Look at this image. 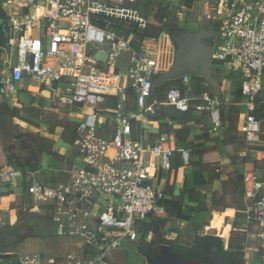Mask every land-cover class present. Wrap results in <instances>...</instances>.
<instances>
[{
	"label": "built area",
	"instance_id": "1",
	"mask_svg": "<svg viewBox=\"0 0 264 264\" xmlns=\"http://www.w3.org/2000/svg\"><path fill=\"white\" fill-rule=\"evenodd\" d=\"M134 1L10 0L7 6L0 4L12 48V57L5 62L11 74L2 77L1 94L14 95L18 82L29 76L49 85L58 104L71 102L92 109L79 123L73 144L80 164L63 182L47 186L36 172L14 164L0 167L3 185L12 187L20 180L26 184L28 200L22 211L44 212L57 238L70 241L62 254H17L8 264H114L111 255L125 243L139 242L144 236L142 223L162 210L167 194L160 179L173 169L177 149L171 133L152 141L147 123L159 107L190 113L192 100L184 88L192 80L185 75L182 88L155 95L157 42L137 39L134 33L127 35L113 27V21L135 24L142 30L148 27L137 9L127 7L126 3ZM31 6H43L44 14L29 19ZM222 8L227 14L219 21L220 48L215 57L238 72L239 104L247 112L243 135L248 145L257 146L262 121L254 111L264 89V0H226ZM43 21V34L34 38L26 33L40 30ZM104 69L120 79L116 73L125 72L121 85L107 82ZM112 99L115 116L108 117L112 132L106 136L100 133L98 110ZM209 104L195 106L193 113L209 110L214 128H221L220 108L216 102ZM180 151L188 164L190 153ZM243 184L246 221L264 248V170L247 172ZM8 225L5 214L0 226Z\"/></svg>",
	"mask_w": 264,
	"mask_h": 264
},
{
	"label": "rangeland",
	"instance_id": "2",
	"mask_svg": "<svg viewBox=\"0 0 264 264\" xmlns=\"http://www.w3.org/2000/svg\"><path fill=\"white\" fill-rule=\"evenodd\" d=\"M0 2L3 7L9 5L10 0H0ZM224 3L226 0H197L194 2L135 0L132 3H126L127 7L137 9L145 17L148 22L146 29L149 36L147 38L155 40L159 47V72L155 95H162L169 88H182L181 78L190 75L191 84L188 88H184V91L188 93L192 105L207 107L210 105L209 103L216 102L220 108L222 127L218 129L211 124L209 110L206 109L201 113L187 115L178 114L163 107H159L157 111L161 133L170 129L168 118H171L178 122L179 127L191 137L189 146L192 145L195 150H198V144H196L200 141L196 139L198 134H201L199 139L209 144L207 145L208 152L200 157L197 155L195 159H192V153L195 150L189 149L191 151L189 165L183 166L180 162L179 168H174L172 171L170 179L172 178L175 183L168 184L166 194L177 199L176 201L182 200L186 194L193 192V198L200 199L202 200L201 204H205L210 189L220 192L227 186L229 178L238 182L239 179L233 177L234 169L229 164L233 156L246 157V164L254 165L256 168H259V164H261L257 161L258 154L255 151L264 150V89L255 108L256 116L262 121V135L259 144L251 146L246 143L242 131L245 118L239 104L240 96L232 89L231 83H228L235 68L215 57L220 48L217 34L219 21L225 16V8H222ZM44 11L43 6H31L28 9V18L35 20L42 16ZM42 26L44 31V21ZM26 33L36 38L38 31L34 29L30 33L28 30ZM11 54H9L10 57H12ZM13 56L15 59V52ZM4 67L5 62L0 61V68L5 69ZM108 71V69H104L103 78L111 84L120 86L121 80L110 76ZM116 75H121V73H116ZM224 89H228L229 94L223 93ZM108 110L112 115L115 114L114 107H108ZM207 131L209 132L207 133ZM75 135L72 143H74ZM22 137L23 135H19L17 138L19 148L27 151L35 159L43 153H46L48 158L55 154L48 138L28 133L26 137L31 140L30 142ZM183 146L184 144L181 147ZM243 149L248 152L246 156L242 155L241 150ZM215 153L220 157L216 162L213 161ZM16 161L19 163L17 159ZM70 161L72 162V160ZM75 165L77 163L74 162V165L71 163V167L73 166L71 169ZM180 167L182 170L181 173H178ZM8 191L6 188L3 189L4 193ZM237 210L239 216L247 218L248 204L244 198L237 206ZM19 214L12 227L0 226L1 253L12 256L43 251L50 255L65 252V245L70 241L57 238L55 226L45 218L44 212L29 210L23 215L22 212ZM151 222L152 219L148 221V224ZM240 225H237L240 227L236 228L238 231L234 230V235L229 237L232 243L230 246L242 250L248 246L247 248L256 249L264 255V248L261 247L260 242L252 239V224L243 221ZM144 231V236L138 243L128 242L126 246H121L111 255L114 264H134V258L140 264H170L169 248L163 244L164 239L157 237L152 240L151 230L145 227ZM173 259L176 264H198L195 261L184 259L179 254H173Z\"/></svg>",
	"mask_w": 264,
	"mask_h": 264
},
{
	"label": "crops",
	"instance_id": "3",
	"mask_svg": "<svg viewBox=\"0 0 264 264\" xmlns=\"http://www.w3.org/2000/svg\"><path fill=\"white\" fill-rule=\"evenodd\" d=\"M224 12L227 14L226 10ZM26 20V18H22V21ZM37 31L38 34L44 33L42 24L40 30L37 29ZM3 51L4 50L0 49V61L6 62L9 54L4 53ZM4 68L5 69L0 68V81L3 76H9L11 74L10 66L5 64ZM5 71H7V74H5ZM124 73L125 72H121V76H118H120L121 79L125 78ZM112 77L120 79L117 76ZM239 79L238 72L235 70L233 72V76H231V78L228 80V83H231L232 89H234V91L237 93L239 90ZM228 92V89H224L223 93L229 94ZM111 106L114 107L115 110L116 101L114 99L110 100L107 105H104V108L102 107L98 110V113H100V116L102 117L100 121H98L100 133L106 136H110L112 132V128L108 125V117L115 116V114L112 115L108 110V107ZM240 106L243 109L242 114L245 118L247 114L246 107L244 105ZM166 109H171L174 112L182 115L190 114L180 113L172 108ZM91 113L92 109L90 107L78 106L71 102H67L66 104H58L54 98V91L49 85L42 84L32 77L25 76L20 82H18L17 92L14 95L6 98L0 92V167L17 162V159L20 165L28 167L29 170L36 172L37 177L45 185L54 186L60 182H63L67 179L69 171L72 170L71 168L73 166L71 167V163L73 165L74 162L75 164L77 163L75 167L80 164L77 152L73 147V136L75 135V130L77 135V127L79 123L84 121L85 116ZM159 123L160 122H158L157 115L147 123L149 128L148 137H150L152 141L162 134L159 131ZM178 124L179 123L176 125L178 126ZM170 129L173 131L171 122ZM208 132L209 131H207V133ZM28 133L39 135L42 138H48L52 144V151H54L55 154L48 158L46 157V153H43L45 155H38V158L35 159V157L30 156L31 154H29L27 151L22 148L20 149V145L18 146L17 144V138L19 135H23L22 138H26L31 142V140L26 137V134ZM171 134H173L174 145L177 149L175 133L171 132ZM196 137H201V134H198ZM198 140L200 139L198 138ZM196 144H198V150H195L194 146L191 147L190 149L195 150H193L194 152L192 154L202 153L204 155L208 152L206 151V144L204 142L198 141ZM185 149L186 147L184 145L180 150ZM180 150L177 151L173 157V169L171 172H164L160 179L161 188L164 189L165 192L167 190L168 184L170 182H174L172 178L170 179V175L174 168H179L180 162L183 164V166L189 165V162L188 164L185 163ZM241 151L243 152V156H246L248 153L246 149ZM188 152L191 153L190 150H188ZM255 152L258 154L257 161L261 163L259 164L260 167L256 168L254 165L250 166L246 163L233 165L230 160L229 164L231 167H233L235 173L233 177L239 178L250 171L264 170V150H257ZM195 158L196 156L192 157V159ZM219 159L220 157L217 153L213 154L214 162L218 161ZM70 160H72V162ZM181 170L182 168L178 169L177 172L181 173ZM226 185L227 186L225 189H222L220 192L210 189L208 191L209 194L207 195L205 204H201L202 200L200 199L195 200L193 198V192L186 194L183 198L184 200L182 199L180 201H176L177 199H174L171 195H167L166 200L181 204V215L185 218H177L178 208L172 205L163 204L162 210L159 211V213L157 212V214H167L166 216L169 221V226L174 229L173 231L169 230L162 237V239H164L163 244L169 248L168 258L171 259L170 264H176L174 263L173 254H182L171 252L169 243H175L179 246H183L206 235L219 237L222 241L224 249L230 248V251L242 252L246 260V264H264V255L260 254V252L256 249L247 248L248 246H246V249L242 250L230 246L232 243L230 242L229 237L234 235V230L238 231L236 228H240L238 226H241V222L246 221L245 217L239 216L237 213V206L241 204L243 198L245 200V197H243L244 184H242L241 180L237 182L235 180L233 181L232 179L230 180L229 178V181L226 183ZM4 188L8 189L9 191L4 193ZM190 196L192 197L191 199ZM27 200L28 195L26 191V184L23 181H17L12 187L3 185L0 182V221H2L3 216L6 214L9 217V225L7 227H12L16 222L18 215H20L19 213L22 212V215L25 213L22 211V208ZM189 200L191 201V205L194 207L199 205L201 208H203V210L192 211L188 206ZM45 218L47 217L45 216ZM47 219L52 223L49 218ZM149 220H151V218H148L145 222H148ZM251 236L252 239L255 240L253 234ZM126 245L127 243L124 244V246ZM207 249L210 256V263L208 264H223L222 256L219 254V251L216 248L210 246ZM32 253L50 255L47 252L44 253V251ZM134 264L140 263L134 258Z\"/></svg>",
	"mask_w": 264,
	"mask_h": 264
},
{
	"label": "trees",
	"instance_id": "4",
	"mask_svg": "<svg viewBox=\"0 0 264 264\" xmlns=\"http://www.w3.org/2000/svg\"><path fill=\"white\" fill-rule=\"evenodd\" d=\"M127 25V26H126ZM126 26V27H125ZM113 27L127 35L134 33L135 37L137 39H143L145 37H148V33H147V29L142 30L139 29L135 24H127L125 22H120V21H113ZM1 84V83H0ZM239 94V92H238ZM259 103V100L257 102V104ZM195 110V106L192 105L191 107V112L193 113ZM256 113V111H254V114ZM183 115H187V114H183ZM256 115V114H255ZM168 121L172 123V129H169L167 132L164 133H175V137H176V143H177V151H179L181 149V146L184 144L187 148V151L192 147V145L189 146V138H191L189 136L188 133L185 132V130H183L182 128L176 125L178 122H175L174 120H172L171 118H168ZM177 126V127H176ZM196 139H198V137H196ZM200 141L204 142L206 144V151H208V144L207 142L203 141L202 139H200ZM185 149V150H186ZM202 156V153H194L192 154L193 156ZM191 156V155H190ZM247 161L246 157L241 158L239 156H234L231 159V163L233 165H238V164H245ZM12 164H15L16 166L22 168L23 170L27 171L29 170L28 167L22 166L20 165L18 162H14ZM239 180H241L242 184H243V176H240L238 178ZM192 197L190 196V199ZM188 206L190 207V209L192 211H198V210H203V208H201L199 205L194 207L193 205H191V201L189 200L188 202ZM164 205H172L178 208V212H177V218L180 219H185L182 215H181V209L182 206L181 204H177L174 202H171L170 200H165L163 202ZM167 214H153L151 216L152 222L148 224V222H143L140 228V231H144V228H148L149 230H151L152 233V240H154L155 238H160L162 239V237L170 230L173 231L174 229H172L169 226V221L167 219ZM48 218V217H47ZM170 246V250L173 253H180L182 254L185 259L188 260H195L197 261L199 264H208L210 263V256L208 253V247H213L216 248L219 251V254L222 256L223 259V264H246V260L244 258V255L242 254V252H233L230 251L228 249H224L222 241L219 237H212L209 235L203 236L201 238H198L190 243H187L186 245L183 246H179L175 243H169ZM15 258V255H12L8 258H4V259H0V264H8L11 261H13Z\"/></svg>",
	"mask_w": 264,
	"mask_h": 264
},
{
	"label": "water",
	"instance_id": "5",
	"mask_svg": "<svg viewBox=\"0 0 264 264\" xmlns=\"http://www.w3.org/2000/svg\"><path fill=\"white\" fill-rule=\"evenodd\" d=\"M0 49L4 50L7 54H11L12 52L11 42L9 39V32L6 26V20L1 12V7H0ZM10 256L11 255L3 254L0 252V259L8 258Z\"/></svg>",
	"mask_w": 264,
	"mask_h": 264
},
{
	"label": "flooded vegetation",
	"instance_id": "6",
	"mask_svg": "<svg viewBox=\"0 0 264 264\" xmlns=\"http://www.w3.org/2000/svg\"><path fill=\"white\" fill-rule=\"evenodd\" d=\"M138 243V242H137Z\"/></svg>",
	"mask_w": 264,
	"mask_h": 264
}]
</instances>
